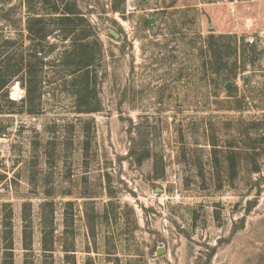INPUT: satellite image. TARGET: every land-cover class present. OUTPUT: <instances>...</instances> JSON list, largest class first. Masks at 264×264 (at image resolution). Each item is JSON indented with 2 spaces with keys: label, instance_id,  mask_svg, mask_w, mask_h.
<instances>
[{
  "label": "rangeland",
  "instance_id": "obj_1",
  "mask_svg": "<svg viewBox=\"0 0 264 264\" xmlns=\"http://www.w3.org/2000/svg\"><path fill=\"white\" fill-rule=\"evenodd\" d=\"M30 1L41 35L0 0V264H264V0Z\"/></svg>",
  "mask_w": 264,
  "mask_h": 264
},
{
  "label": "trees",
  "instance_id": "obj_2",
  "mask_svg": "<svg viewBox=\"0 0 264 264\" xmlns=\"http://www.w3.org/2000/svg\"><path fill=\"white\" fill-rule=\"evenodd\" d=\"M24 6L26 7V10L27 12L29 13L27 15V22H26V26H27V30L30 32V34H33V33H36L37 35H41L44 33V30H45V25H44V21L43 20H35L32 16H31V10H32V2L30 0H21V6ZM70 18L68 16H63L62 18L58 19V21L60 23H62V25L64 23H67V22H70ZM72 23V22H71ZM37 26H39V28H37ZM88 36L85 35L84 39H86ZM38 46L39 44L35 45V47L33 46V48H31L29 51V53L32 55L34 53H37L38 54ZM85 49H81V52L77 50V56L79 55L80 57L81 56H86L88 57L89 55V52H88V49H89V46L88 45H85L84 46ZM37 57V56H36ZM38 59V58H37ZM4 65H3V70L5 69L6 73L4 76H0V94H2L1 92H4L7 90V79L10 77V72L11 71L10 69H12V66L10 65V63L5 60L4 62ZM78 65L80 71H83V70H86V72L83 74L84 76V79H86L85 77H89V72L88 69L89 67L91 66V64L89 62L87 63H83V62H80V63H77L76 66ZM30 74V77H31V72H29ZM81 86H84V87H90L89 83L87 80H85V82H81ZM7 94V92H4ZM28 94H30V90H28ZM9 95V94H8ZM8 95H5L8 97ZM91 110H88V112H90Z\"/></svg>",
  "mask_w": 264,
  "mask_h": 264
},
{
  "label": "water",
  "instance_id": "obj_3",
  "mask_svg": "<svg viewBox=\"0 0 264 264\" xmlns=\"http://www.w3.org/2000/svg\"><path fill=\"white\" fill-rule=\"evenodd\" d=\"M151 24L153 25L154 24V20H152V22H151ZM111 34L114 36V37H116V38H118V34L115 32V31H112L111 32ZM230 85H231V83H228L227 85H226V89H228L229 87H230ZM164 251H165V249L163 248V249H158V255H162L163 253H164Z\"/></svg>",
  "mask_w": 264,
  "mask_h": 264
}]
</instances>
